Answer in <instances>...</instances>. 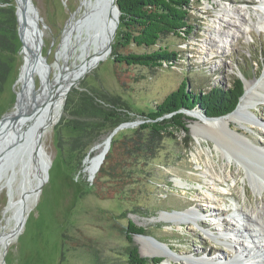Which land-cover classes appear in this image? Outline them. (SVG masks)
<instances>
[{"label": "rangeland", "instance_id": "1", "mask_svg": "<svg viewBox=\"0 0 264 264\" xmlns=\"http://www.w3.org/2000/svg\"><path fill=\"white\" fill-rule=\"evenodd\" d=\"M32 1L44 24V27L40 26L41 53L46 57L48 67L45 69L39 61L40 73L34 69H22L18 76L25 56L19 47L13 55L11 72L0 90V117L14 110L16 94L13 89L19 93L21 101L27 103L29 95L42 85L44 72L50 83L53 65L64 63L57 57V52L65 26L71 16L77 14L80 5V0ZM16 2L0 0V23L8 22L7 11H15ZM190 2V35L169 36L161 42L170 50L177 51L179 57L153 68L116 64L112 50L121 30L117 21L111 52L90 67L68 95L74 97L79 91L94 87L125 99L135 111L146 112L186 79L194 92H204L217 86L228 88L235 77L251 82L260 80L264 72L263 28L250 27L241 35L220 22V7L223 6L242 11L246 8L257 18L254 12H262L259 0ZM31 26L36 31L34 25L27 21L26 28ZM219 28L233 34L225 48L215 46V41L214 46L208 45V37H215L214 32ZM18 44L21 46L20 39ZM121 50L143 51L132 45ZM0 58L10 63L6 48L0 49ZM66 58L72 63L75 54H68ZM256 93L260 99L247 100L244 108L248 118L235 119L231 127L237 128L238 135L249 142L256 139L264 145V93ZM244 94L245 91L240 97ZM190 110L204 113L199 105ZM129 115L131 121L142 122L144 119L134 112ZM66 117L63 105L58 122L43 138L44 148L50 156L47 176L36 199L27 206L22 226L2 255L4 264H130L128 253L131 245L136 246L139 255L148 261L159 257L156 264H201L195 261L198 255H216L223 262L234 264L226 260L236 258L239 245L231 234L221 235L223 225L242 234L237 217L251 206L255 210L261 206V194L251 186L240 162L246 148L243 144L230 139L222 129L219 137L208 133V129L199 126L205 118L194 113L186 119V132L174 130L171 135L164 133L156 150L122 163L128 173L126 182L109 177L104 178V182H95L94 175L98 173L91 176L86 171L87 159L95 149L93 147L81 158L82 153L70 145V137L77 133L70 129ZM129 131L123 130L116 137L121 139L130 134ZM105 138L107 134L94 145L106 141ZM20 181L21 176L16 173L10 191L0 189V233L4 229L8 231L7 228L13 224L12 209L8 205L9 199L20 197ZM195 208L202 214H219L224 224H212L210 217H203L202 226L194 221L175 220ZM129 220L145 231V235H131V242L126 233ZM146 238L169 244L171 249L167 251L170 256L142 255L140 248L153 244ZM236 261L240 262L239 259Z\"/></svg>", "mask_w": 264, "mask_h": 264}, {"label": "bare ground", "instance_id": "2", "mask_svg": "<svg viewBox=\"0 0 264 264\" xmlns=\"http://www.w3.org/2000/svg\"><path fill=\"white\" fill-rule=\"evenodd\" d=\"M112 1L113 0H80L77 11V14H80L78 16L77 14H73L67 22L58 48L57 57L62 58L64 63L60 64L56 62V64L53 65L54 74L52 79H50V83L46 79L45 72L43 73L42 85L38 90L30 94L27 99L29 103L37 101L36 104H34L35 107L20 118L15 133L13 131V121L10 119L12 115L6 117L5 121L0 124V149H2L3 146L7 147L11 144L12 139L15 138L16 148L24 145L32 147L39 146L38 158H43L46 163L45 172H43L42 176L39 179H35L33 182H29L28 185H25V188H23L25 198L21 199L19 197L16 200L9 199L10 204L8 206L12 209V215H10L12 216L13 224L7 228L8 231L4 229L0 233L1 255L4 254L12 238L15 237V234H17V231L21 227V221L25 217L24 214L22 218L21 210L26 207L27 213V206H29L30 201L36 199V196L39 194L37 193L38 191L34 192V190L37 189V185L40 184L41 186L43 179L45 181L46 171L50 164V156L44 148L43 138L59 120L63 109V97L68 84L79 78L90 67L95 66L99 61V57H106L105 52H108L110 34L114 28H116L118 21V16L115 8L112 6ZM259 2L262 12H254L257 18L253 17L250 10L246 8L242 11L229 7L225 8V6L220 7V22H222V25L227 24L229 28H234L235 31L241 35H244L250 27H259L264 30V0H259ZM100 13H102V19L99 22L97 21V25L95 24L94 26L95 18L97 14H99L100 17ZM35 33L36 31L32 26L26 28V37H28L30 42L34 43ZM214 35L215 37H208V45L214 46L215 41V46L218 48H225L233 37L231 31L221 28L216 30ZM68 54H75V60L72 61V63L67 61L66 57ZM33 69L37 73H40L38 62H34L31 68H27V70ZM55 83L60 85L59 88L49 93V90L53 88ZM244 85L245 94L241 97L236 111L225 114L219 118L205 119L199 126H202L204 130L208 129L206 131L216 137H219V130L222 129L227 132L230 139L236 140L246 147L243 151L244 158H242L240 162L244 166L245 176L249 178L251 186L261 194L259 201L261 206L257 210L253 209L250 205L251 209L247 208L244 214L237 217L241 222V233L245 238H248V240L243 239L241 234H238L237 230H229L222 220L219 219V214L214 212L210 214L205 212L202 214L198 212L199 210L196 208L190 209L182 214L183 218L176 217L175 220L177 222L194 221L198 226H202V219L210 217V223H217L218 225L224 224L223 233H221V235L228 236L231 234L232 238L237 240L236 242L239 245L236 249V258L226 261L234 262V264H246L242 261H249V264H264V194H262L264 192V145L256 139L255 141L249 142L247 138L238 135L237 128L231 127L235 119L248 118V114L246 116L244 112V108L248 103L247 100L251 98L258 100L260 99V95L256 92L264 93V72L260 80L254 82L245 81ZM254 90L256 92H254ZM45 96L48 97L46 100ZM106 139L107 138L104 140ZM105 144V141L96 144L93 148L95 152L93 151V155L87 159L88 164L86 171L91 176L98 170L97 164L105 148ZM229 160H231V156L228 157V163ZM34 171L33 168L30 170V176L35 174ZM12 172L13 170H11L10 166L8 169L0 172V189L6 188L10 191L12 187ZM233 211L237 212L235 209ZM250 223H253L255 227ZM146 239L153 244L142 246V248H140V253L142 255L170 256V253L167 251V249H171L169 244L157 240L155 241L150 238ZM236 259H239L240 262H237ZM195 261L201 264H227V262H223L220 256L216 255L210 257L198 255Z\"/></svg>", "mask_w": 264, "mask_h": 264}, {"label": "trees", "instance_id": "3", "mask_svg": "<svg viewBox=\"0 0 264 264\" xmlns=\"http://www.w3.org/2000/svg\"><path fill=\"white\" fill-rule=\"evenodd\" d=\"M116 3L120 11L121 26L118 41L112 50L116 64L153 68L180 56L177 51L170 50L161 42L169 36L190 35V0H117ZM6 18L7 23H0V49H7L10 63L7 64L0 58V90L11 72L13 55L20 47L15 12L8 10ZM130 45L143 51L121 50ZM189 85L188 79L183 80L160 103L146 112L135 111L125 99L94 87L81 90L74 97L70 94L67 96L64 102L65 119L70 129L77 133L69 141L73 149L82 153L81 158L90 152V148L102 136L108 135L120 123L131 121L129 113L134 112L144 118L133 128H127L130 134L118 139L116 135L127 130L123 129L112 137L109 150L95 173L98 174L94 175L95 182H104L106 177L126 182L128 173L122 165L124 161L156 150L164 133L171 135L174 130L186 132V119L189 117L180 110H190L199 105L209 117L224 115L234 109L244 91L239 77L233 78L228 88L217 86L204 92H194ZM144 232L143 228L128 221L126 233L129 242L131 235H145ZM128 257L130 264H156L160 260L159 257H153L148 261L141 257L134 245L129 247Z\"/></svg>", "mask_w": 264, "mask_h": 264}, {"label": "water", "instance_id": "4", "mask_svg": "<svg viewBox=\"0 0 264 264\" xmlns=\"http://www.w3.org/2000/svg\"><path fill=\"white\" fill-rule=\"evenodd\" d=\"M117 0H113L112 1V6L115 8L117 16H118V22H119V7L116 3ZM15 16H16V23H17V34L18 37L21 41V46L20 49L23 50L25 52V56L24 59L22 60V64L19 67V73L18 76L20 75V71L23 69H27V68H31L34 62H39L41 61L44 68L47 69L48 67V63L46 62V57L42 55L41 53V48H42V32H41V27H44V24L42 23V18L39 16L38 14V10L36 8V6L34 5L32 0H17L16 2V6H15ZM101 15L102 13H100V17L99 14H97L95 21H94V26L95 24L97 25V21H101ZM27 21L32 25H34V27L36 28V33H35V41L30 42L28 40V37L26 36V26H27ZM41 26V27H40ZM117 28H115L112 33L110 34V38H109V44H108V52H105V56H108L107 54L111 52V46H112V42L113 39L115 37ZM61 43V41H60ZM35 51V53H34ZM110 51V52H109ZM104 56L99 57V60L103 59ZM17 76V77H18ZM84 76V74H82L79 78H77L76 80L70 82L65 90V94H64V100H63V105L65 102V99L68 95V93L70 92V90L75 87L78 83V81ZM46 79H47V75H46ZM243 82V88H244V83L245 80L243 78H240ZM17 80V78H16ZM16 80L13 83V86L16 84ZM41 85H39L38 88H40ZM59 84L55 83L53 88L49 90V93L52 91H55L59 88ZM15 87V86H14ZM15 94H16V101H15V105H14V110L11 112H6L4 113L1 117H0V124L5 121L6 117L10 116L11 120L13 121V131L15 133L16 129H17V125L20 122V118L27 112H29L31 109H33L35 107L34 104H36L37 101H33L31 103L29 102H23L21 101V99L19 98L20 95L19 93L13 89ZM242 97V96H241ZM241 97L239 98V101L241 99ZM48 97L45 96V100ZM238 106V103L236 105V107L231 111H235L236 108ZM182 111L186 116H191L194 113H197L199 115H202L205 119H213V118H219L222 117L224 115L221 116H217V117H209L207 116L205 113L201 114L200 112H196L194 110H189V109H182L180 110ZM230 113V112H229ZM228 114V113H226ZM140 123V121H126L123 123H120L119 125H117L108 135H107V139L105 141V148L103 150V152L100 155V159L98 161L97 164V169L100 168V165L102 164L104 157L107 153V151L109 150L110 147V142L112 137L120 130L127 128V127H134L136 125H138ZM14 135V134H13ZM39 145V144H38ZM95 146V145H94ZM93 146V147H94ZM21 147V148H19ZM92 147V148H93ZM92 148H90V151L92 150ZM39 146H18V148H16V144H15V138L12 139L11 144H9L7 147H4L2 149H0V172L6 170L9 168H11V170H13L12 172V179H11V183L14 179V175L16 173H19L21 176V181L19 183V185L21 186V194H20V198L23 199L25 198V193L23 192V188H25V185H28L29 182H33L35 179H39L43 172H45V160L43 158H38V154H39ZM38 158V159H37ZM34 169L35 174H32V176H30L31 173L30 170ZM15 169V171H14ZM46 176H47V171H46ZM43 184V183H42ZM42 186V185H41ZM41 186L40 184L37 185V189L34 190V192L41 190ZM10 194V193H9ZM9 204H10V200H9ZM26 211V207L21 210V216L23 218V215L25 214ZM23 219L21 221V226L23 224ZM136 235H140V234H136ZM1 255V254H0ZM0 264H4L2 255L0 256Z\"/></svg>", "mask_w": 264, "mask_h": 264}]
</instances>
